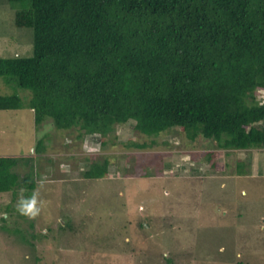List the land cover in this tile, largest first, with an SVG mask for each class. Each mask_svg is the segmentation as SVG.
<instances>
[{
	"label": "rangeland",
	"instance_id": "1",
	"mask_svg": "<svg viewBox=\"0 0 264 264\" xmlns=\"http://www.w3.org/2000/svg\"><path fill=\"white\" fill-rule=\"evenodd\" d=\"M18 8L0 2L1 57L32 54ZM4 79L0 95L23 106L0 109V156L35 187L0 193V264H264V149L217 148L178 128L146 136L133 120L102 145L51 119L36 125L30 90ZM105 158V176L84 177Z\"/></svg>",
	"mask_w": 264,
	"mask_h": 264
},
{
	"label": "trees",
	"instance_id": "2",
	"mask_svg": "<svg viewBox=\"0 0 264 264\" xmlns=\"http://www.w3.org/2000/svg\"><path fill=\"white\" fill-rule=\"evenodd\" d=\"M6 1L20 5L14 22L32 28L33 51L0 56V77L30 90L36 125L51 119L105 145L133 120L146 136L178 128L217 148L264 149V0ZM22 106L0 95V109ZM16 165L0 156V193L35 187ZM107 166L94 161L83 175L102 178Z\"/></svg>",
	"mask_w": 264,
	"mask_h": 264
}]
</instances>
